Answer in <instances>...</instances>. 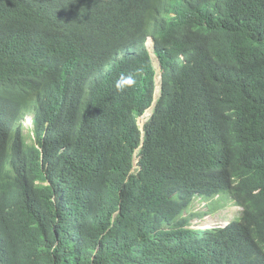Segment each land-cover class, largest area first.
I'll return each mask as SVG.
<instances>
[{"label":"trees","instance_id":"1","mask_svg":"<svg viewBox=\"0 0 264 264\" xmlns=\"http://www.w3.org/2000/svg\"><path fill=\"white\" fill-rule=\"evenodd\" d=\"M159 2L0 0V264H264V0Z\"/></svg>","mask_w":264,"mask_h":264},{"label":"rangeland","instance_id":"2","mask_svg":"<svg viewBox=\"0 0 264 264\" xmlns=\"http://www.w3.org/2000/svg\"><path fill=\"white\" fill-rule=\"evenodd\" d=\"M152 46H149V48L151 49ZM152 59L156 68V73L160 76L161 83L159 64L156 63L153 57ZM159 96L160 91L155 92V102ZM153 108L154 107L148 108L146 112L138 118V123L142 129L143 125L146 123V120L152 115ZM23 124L25 126L26 133L33 135L32 129L34 124L31 115H27L25 117ZM240 211L241 208L229 198L228 193H223L222 197L217 196L212 200H202L200 198L195 199L194 203L190 206L186 214L189 216L191 213L193 214V217L191 218L192 227L200 229L214 226H223L229 222L230 219L238 216Z\"/></svg>","mask_w":264,"mask_h":264},{"label":"clouds","instance_id":"3","mask_svg":"<svg viewBox=\"0 0 264 264\" xmlns=\"http://www.w3.org/2000/svg\"><path fill=\"white\" fill-rule=\"evenodd\" d=\"M157 2H158V12L155 14V16H153L152 18H151V20H150V22H149V24L150 25H154V22H155V19L156 18H160V23H158L157 25H154V26H152V27H157L158 28V30L162 27L161 26V20H162V17L164 18V19H166L165 18V12H166V10H167V8L164 6V5H162L160 2H159V0H157ZM181 2H182V0H176V2H175V4L173 5V6H170V8L171 9H173L174 8V6L177 8V9H179V7L181 6ZM169 14L171 15V16H177V13H176V11H174V10H171L170 12H169ZM119 20H120V18L118 17V16H115V18H114V20H113V24L112 25H110V24H108V23H105V27L108 29V30H113V31H116V27H117V23L119 22ZM152 22V23H151ZM69 37V36H68ZM149 38H152V41H148V39ZM153 43V46H152V48L150 49L149 48V46L151 45ZM144 44H145V48H146V52H147V55L149 56V58H150V61H151V65H152V67H153V69H154V77H153V80H154V92H153V101H152V104L150 105V107H154L155 108V105H156V103L158 102V100H159V98H160V96H161V93H162V80H163V69H162V65H161V61H160V59H159V57H158V55H157V50H156V37H155V34H153V33H148L147 35H146V37H145V41H144ZM148 44H149V46H148ZM152 50V51H151ZM152 53H153V55L155 56V58L157 59V64H159V70H160V73H161V83L159 84V91H160V96H159V98L157 99V101L155 102V92H157V76L159 75H157V73H156V68H155V66H154V62H153V59H152ZM180 57L181 58H183V55H180ZM154 58V57H153ZM112 62V60H110L109 61V63H111ZM139 71V70H138ZM159 80H160V76H159ZM135 83H136V78H135V75L133 74V73H125V72H121L120 73V75L118 76V78L115 80V84H114V87H115V89H116V91L117 92H124L126 89H128V88H131V87H133L134 85H135ZM150 107H148V108H150ZM147 108V109H148ZM154 108H153V110H154ZM146 109V110H147ZM146 110H145V112H146ZM144 112V113H145ZM154 112V111H153ZM153 112H152V114H153ZM143 113V114H144ZM142 114V115H143ZM27 115H31L32 116V119H33V124H34V116H33V114H27ZM26 115V116H27ZM142 115H140V116H142ZM25 116V117H26ZM139 116V117H140ZM25 117H24V119H25ZM138 117V118H139ZM151 117V116H150ZM138 118H137V121H138ZM24 119H23V121H22V123L24 122ZM149 119V118H148ZM147 119V120H148ZM146 120V121H147ZM139 124V123H138ZM24 125V124H23ZM140 126V125H139ZM24 128H25V126H24ZM34 128V127H33ZM140 129H142L141 127H140ZM142 130H144V125H143V129ZM32 132H33V129H32ZM25 133H26V129H25ZM27 134V133H26ZM28 136L29 135H31V134H27ZM34 135V134H33ZM33 135H31L32 137H33ZM138 160L136 159V162H137ZM138 165H137V163H135V167H137ZM229 195V194H228ZM221 197H222V194L220 195ZM219 196V197H220ZM217 197V196H216ZM198 198H200V199H202V200H207V199H203V198H201L200 196H197V198L196 199H198ZM215 198V197H214ZM213 198V199H214ZM229 198L231 199V197H230V195H229ZM212 200V199H211ZM232 201H234L233 199H231ZM195 201V200H194ZM194 203V202H193ZM234 203L236 204V202L234 201ZM237 205V204H236ZM239 206V205H238ZM240 208H241V210H242V207L241 206H239ZM189 208H190V206H189ZM189 208L184 212L185 213V215H187L186 213H187V211L189 210ZM241 214V211L238 213V216ZM238 216H236V217H238ZM236 217H234V218H236ZM233 219V218H232ZM231 220V219H230ZM230 220H229V222H230ZM228 223V222H227ZM226 223V224H227ZM225 224V225H226ZM224 226V225H223ZM215 227H217V226H214V227H208V228H200V229H212V228H215ZM218 227H221V226H218ZM190 228H193L192 227V224H191V226H190ZM194 229H198V228H194Z\"/></svg>","mask_w":264,"mask_h":264},{"label":"bare ground","instance_id":"4","mask_svg":"<svg viewBox=\"0 0 264 264\" xmlns=\"http://www.w3.org/2000/svg\"><path fill=\"white\" fill-rule=\"evenodd\" d=\"M148 41H152V38H149ZM150 46H152V44H151ZM151 51H152V50H151ZM152 56L154 57V59H155V61H156V63H157V59L155 58V56L153 55V53H152ZM159 84H160V80H159V75H158V76H157V92H159V89H158ZM228 223H229V222H228Z\"/></svg>","mask_w":264,"mask_h":264}]
</instances>
